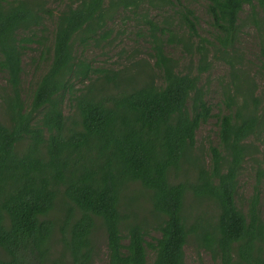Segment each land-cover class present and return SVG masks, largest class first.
<instances>
[{
	"label": "trees",
	"instance_id": "obj_1",
	"mask_svg": "<svg viewBox=\"0 0 264 264\" xmlns=\"http://www.w3.org/2000/svg\"><path fill=\"white\" fill-rule=\"evenodd\" d=\"M146 2L171 5L78 0L55 13L48 0H0V264H94L97 229L107 264H186L188 245L198 264L202 252L219 264H264V104L255 96L264 20L254 13L256 65L236 53L243 6L264 10V0H206L210 39L187 7L179 38L171 23L144 21L151 64L131 58L119 69L83 56L109 38L119 11ZM173 44L187 65L166 52ZM35 50L46 69L25 100L23 56ZM214 60L229 68L216 115L201 84ZM211 118L217 143L206 154L195 136ZM248 161L257 186L244 200L238 179ZM134 184L150 224L137 213Z\"/></svg>",
	"mask_w": 264,
	"mask_h": 264
},
{
	"label": "rangeland",
	"instance_id": "obj_2",
	"mask_svg": "<svg viewBox=\"0 0 264 264\" xmlns=\"http://www.w3.org/2000/svg\"><path fill=\"white\" fill-rule=\"evenodd\" d=\"M50 6L56 13L58 10L66 5H76L78 0H48ZM171 5L161 8H153L148 2L144 3L140 11H119L108 25L110 28L109 38L97 46H91L84 52L83 56L94 66H108L116 67L119 69L128 65V60L133 58V61H149V26L144 21L151 20L158 26H169L171 23L176 28V38L183 36V27L177 26L178 12L182 11L185 7L194 12L198 18L197 31L201 37L210 39L212 32L209 25V17L206 13V0H169ZM154 2V1H153ZM159 3V2H158ZM161 6V5H159ZM252 12L250 6L244 5L239 14V25H241V32L239 34V42L236 47V53L242 58L244 62H252L255 66L256 58L258 56V44L256 38V29L253 25V14L258 19L264 20V10L255 8ZM144 15V16H143ZM146 15V17H145ZM49 32L52 31V24L48 25ZM50 36V35H49ZM168 46L166 52L175 60H178L181 65H187L189 62L188 56L181 50L180 46L173 44ZM34 47V46H33ZM39 52L27 51L23 56V76H22V98L27 100L30 92L33 89L36 80L46 69L44 64L38 62ZM253 66V69L255 67ZM229 80V68L221 61L214 60L212 68L209 73L201 76V84L206 91L207 103L212 107V113L218 114L221 109V94L222 88ZM4 83V78L0 77V85ZM256 92L255 96L264 104V77L255 78ZM218 126L216 119L211 118L206 124L202 125L196 132V144L202 148L207 154V147L209 144L217 143ZM205 154V155H206ZM260 157V155H258ZM255 170L256 167L252 161H248L238 179L239 194L245 200L253 192L255 186ZM260 196V211L264 217V183L257 186ZM129 191L138 196L137 213L140 216H145L148 224L152 222L151 216L148 214L149 209L146 201L145 194L134 184L130 186ZM189 201V199H188ZM203 209L211 211V208L204 204ZM150 236L158 237V234L151 230ZM92 239L96 245V257L94 264H107L106 257V239L102 229H97ZM149 240V239H148ZM152 254H149L148 261L151 260ZM203 264H219L214 262L210 256L204 252L200 254ZM185 263L198 264V256L192 246L185 247Z\"/></svg>",
	"mask_w": 264,
	"mask_h": 264
}]
</instances>
